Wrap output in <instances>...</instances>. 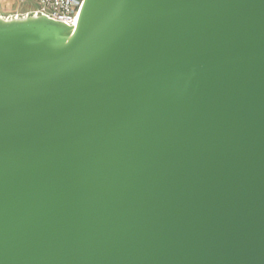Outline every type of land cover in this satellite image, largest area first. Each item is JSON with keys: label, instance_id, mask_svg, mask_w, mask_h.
Returning <instances> with one entry per match:
<instances>
[{"label": "water", "instance_id": "1", "mask_svg": "<svg viewBox=\"0 0 264 264\" xmlns=\"http://www.w3.org/2000/svg\"><path fill=\"white\" fill-rule=\"evenodd\" d=\"M0 264H264V0L0 16Z\"/></svg>", "mask_w": 264, "mask_h": 264}, {"label": "built area", "instance_id": "2", "mask_svg": "<svg viewBox=\"0 0 264 264\" xmlns=\"http://www.w3.org/2000/svg\"><path fill=\"white\" fill-rule=\"evenodd\" d=\"M30 4L27 11L21 15L7 17L6 19L27 16H45L54 21L75 26L78 23L80 12L85 0H20Z\"/></svg>", "mask_w": 264, "mask_h": 264}, {"label": "rangeland", "instance_id": "3", "mask_svg": "<svg viewBox=\"0 0 264 264\" xmlns=\"http://www.w3.org/2000/svg\"><path fill=\"white\" fill-rule=\"evenodd\" d=\"M29 5L20 0H0V16L6 19L16 14L21 15L27 11Z\"/></svg>", "mask_w": 264, "mask_h": 264}]
</instances>
